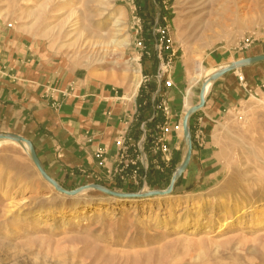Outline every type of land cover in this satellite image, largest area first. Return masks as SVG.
<instances>
[{
  "label": "rangeland",
  "instance_id": "rangeland-1",
  "mask_svg": "<svg viewBox=\"0 0 264 264\" xmlns=\"http://www.w3.org/2000/svg\"><path fill=\"white\" fill-rule=\"evenodd\" d=\"M209 12L196 0H0V47L29 59L34 72L57 76L81 70L126 89L132 69L140 81L153 76V53L150 60L142 59L136 44L140 39L146 47L153 44V29L165 16L177 55L174 109L182 118L188 99L192 107L199 103L200 84L193 87L194 96L186 95L196 60L202 86L209 72L253 53L264 55L263 3L227 20ZM135 18L141 21L138 34ZM76 20L79 25L72 27ZM249 37L250 48L239 51ZM121 41L126 45L118 46ZM137 57L141 74L133 62ZM148 60L149 75L144 71ZM245 68L231 72L242 86ZM200 117L201 110L188 123L192 157L187 170L170 195L148 199L119 200L94 190L66 197L42 179L22 146L0 140V264H264V87L242 95L220 119H201L202 146L194 145L191 133ZM10 131L15 130L0 122V135L25 139L23 130ZM179 139V162L171 176L152 179L144 192L120 186L99 170H47L35 153L46 174L66 191L97 185L146 193L169 186L186 152L182 133ZM206 148L209 153L201 154Z\"/></svg>",
  "mask_w": 264,
  "mask_h": 264
},
{
  "label": "crops",
  "instance_id": "crops-1",
  "mask_svg": "<svg viewBox=\"0 0 264 264\" xmlns=\"http://www.w3.org/2000/svg\"><path fill=\"white\" fill-rule=\"evenodd\" d=\"M29 62L23 55L2 52L0 47V122L15 130L8 133L26 132L25 139L40 152L50 171L57 167L67 172L97 170L92 157L95 148L105 149L111 166L114 140L127 130L137 131L133 114L140 87L132 94L81 70L57 76L34 72ZM262 63L244 69L243 86L231 72L211 83L200 118L207 123L220 119L242 95L259 92L264 87ZM150 65L149 60L144 64L148 75L152 74ZM169 99L174 120L181 119L174 109L172 90ZM86 138L92 139L91 145L84 143ZM208 153L207 148L201 151Z\"/></svg>",
  "mask_w": 264,
  "mask_h": 264
},
{
  "label": "built area",
  "instance_id": "built-area-1",
  "mask_svg": "<svg viewBox=\"0 0 264 264\" xmlns=\"http://www.w3.org/2000/svg\"><path fill=\"white\" fill-rule=\"evenodd\" d=\"M164 6L166 10V4ZM135 19L138 34L141 30V21L138 18ZM158 25V28L153 29L156 39L150 47L147 48L141 39L136 44L142 59L148 57L150 60V52H152L155 60L153 76L141 77L140 86L143 87L146 98L134 108L133 123L137 124L136 133L127 130L114 140L115 154L111 166H109V155L105 149L92 150L97 170L105 172L120 186L135 187L140 192L148 189L155 175L165 177L172 169L173 156L179 150V135L182 132V118L174 120L169 99V92L174 88L173 75L177 55L172 48L173 43L169 37L170 27L165 16ZM251 45V37L246 38L241 42L239 51H247ZM140 57L134 60L136 64H139ZM138 67L141 74L140 64ZM238 80L243 82L242 77ZM149 84H152L153 88H150ZM146 103L150 105V108L148 112H145L146 119H141L140 110L144 109ZM201 122V118H198L191 128L194 145L198 146H202L205 141ZM149 126L152 127L148 128ZM84 143L91 145L92 139L86 138Z\"/></svg>",
  "mask_w": 264,
  "mask_h": 264
},
{
  "label": "water",
  "instance_id": "water-1",
  "mask_svg": "<svg viewBox=\"0 0 264 264\" xmlns=\"http://www.w3.org/2000/svg\"><path fill=\"white\" fill-rule=\"evenodd\" d=\"M264 62V55L254 56L246 59H242L240 61L234 62L230 64L227 68L218 71L214 75H212L208 80H206L203 85L201 86V92L199 95V103L192 107L189 111H187L182 119V130H183V140L186 145V152L184 155L183 160L181 161L180 165L176 168L174 175L172 176V179L170 181L169 186L164 191H151L146 193H118L115 191H111L108 189H105L103 187L97 186V185H90L86 186L74 191H66L58 186V184L51 179L46 172L43 170L37 156L34 150L33 145L30 141L14 135H0L1 141H10L13 143L18 144L19 146H26L29 150V156L31 157V161L33 165L35 166L36 170L38 171L39 175L44 179L45 182H47L57 193L64 195L66 197H75L76 195L86 191V190H94L96 192L102 193L108 197L116 198L119 200H134V199H148V198H155V197H163L168 196L173 191V186L179 177L187 170V167L191 161L192 157V142H191V136H190V130H189V120L190 118L200 110L204 108L205 104V98L204 96V90L206 88V83L218 80L219 78L223 77L224 75L233 72L237 68L241 67H250L254 66L256 64Z\"/></svg>",
  "mask_w": 264,
  "mask_h": 264
},
{
  "label": "bare ground",
  "instance_id": "bare-ground-1",
  "mask_svg": "<svg viewBox=\"0 0 264 264\" xmlns=\"http://www.w3.org/2000/svg\"><path fill=\"white\" fill-rule=\"evenodd\" d=\"M196 1L198 3V6H202V7L203 6H208V7H210V12L209 13L217 14V16H220L223 20H227V19L233 18V16L238 17L240 15H244V13H247V11L250 10L251 5L254 6V5H256V3L257 4L258 3H263L264 4V0H196ZM78 25H79V21L76 20V21L73 22L72 27H74V26L76 27ZM125 45H126V43L124 41H121V42L118 43V46H125ZM196 62H198V64H196V67H197L196 72H195L196 75L191 78V85L192 86L187 90L186 95L189 98L194 96V93L192 92V89H193L194 86L200 84L199 90L197 92V98H198V101H199V95H200V92H201V90H200L201 83H200V79L199 78H200V72L202 71V67H201V62H199V60H196ZM228 66L229 65L223 66L222 68H220L218 70H214L212 72H209V75H208L207 78L209 79L212 75H214L215 73H217L220 70H223V69L227 68ZM131 73L133 75V78H132L130 84L127 86L126 90L129 93L135 94L137 89L140 87V76H139L138 70H135V69L133 70L132 69ZM209 87H210V83L207 82L206 83V88L204 90V96L207 95V93L209 91ZM191 108H192V105H191V103H189V99H188L185 102V108H184L185 109V113L187 111H189ZM181 133L183 134V130H182ZM5 143H7V142H5ZM21 149L23 150V152L25 154L29 155V150H28V148L26 146H22ZM43 197H46V196L44 195Z\"/></svg>",
  "mask_w": 264,
  "mask_h": 264
},
{
  "label": "trees",
  "instance_id": "trees-1",
  "mask_svg": "<svg viewBox=\"0 0 264 264\" xmlns=\"http://www.w3.org/2000/svg\"><path fill=\"white\" fill-rule=\"evenodd\" d=\"M144 43H145V45H146V42L144 41ZM150 45V44H149ZM150 47V46H149ZM147 48H148V46H147ZM153 61H154V58H153ZM144 98H146L145 97V92H144V89H143V87H140V89H139V95H138V97H137V99H136V101H137V105H140L141 104V100L142 99H144ZM149 108H150V105L148 104V103H146V106L144 107V109H141L140 111H141V119H146V116H145V112H148L149 111ZM140 119V120H141ZM152 126H149L148 128H151ZM179 162V153H175L174 154V156H173V160H172V169L170 170V171H168V175L166 174V176H171V172H172V170H174V168H175V166H176V164ZM160 177H162V176H160V175H155V179H160ZM168 177V178H169ZM167 179V178H166ZM158 182V181H157ZM168 183V182H167ZM156 183H153V185H155ZM127 193H133V191H129V192H127Z\"/></svg>",
  "mask_w": 264,
  "mask_h": 264
}]
</instances>
